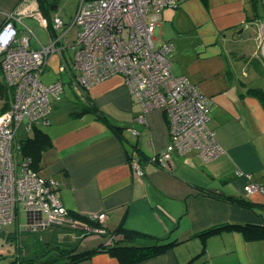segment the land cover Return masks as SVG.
Returning <instances> with one entry per match:
<instances>
[{
    "label": "crops",
    "instance_id": "obj_1",
    "mask_svg": "<svg viewBox=\"0 0 264 264\" xmlns=\"http://www.w3.org/2000/svg\"><path fill=\"white\" fill-rule=\"evenodd\" d=\"M41 3L0 0V27L14 12L20 15V36L28 35L25 18L32 16L27 14L28 5L35 4V11L50 23L44 27L48 42L57 40L52 19L60 0ZM157 37L175 43L173 72L186 76L210 98L208 125L224 153L210 160L197 151L174 153L165 166L154 161L170 139L165 112L143 113L121 76L90 90L79 87V71L66 55L75 41L67 35L66 41H57L43 78L60 79L65 85L62 96L70 88L77 100L69 121L57 122L52 110L48 126L41 127L52 146L43 153L37 171L58 181L61 200L77 226L37 231L42 235L39 253L56 247L88 249L106 241L99 233H110L122 223L153 238L138 243H175L164 253L134 264H264V238H247L236 229L210 233L211 228L227 224H264V203L258 202L262 193L249 195L244 190L246 175L264 184V102L250 90H264V0H176L160 16ZM32 38L31 45L39 48L41 44ZM93 93L109 97L133 114L132 123L106 114L125 128L121 135L92 111L83 116L72 113L85 108L83 100L98 106ZM124 119L129 120L128 115ZM132 157L141 159L145 176L135 174ZM233 198L254 205L240 206ZM100 213L106 218L98 226L83 220ZM20 214L13 222L19 224L15 232L4 231L9 239L22 233ZM26 230L31 231L28 224ZM77 264L121 263L103 251Z\"/></svg>",
    "mask_w": 264,
    "mask_h": 264
},
{
    "label": "built area",
    "instance_id": "obj_2",
    "mask_svg": "<svg viewBox=\"0 0 264 264\" xmlns=\"http://www.w3.org/2000/svg\"><path fill=\"white\" fill-rule=\"evenodd\" d=\"M175 1L81 0L70 24L58 15L53 17L59 36L39 48L31 45L34 35L30 29L28 35L20 36L19 14L6 16L0 27V81L12 90V99L9 108L0 113V232L15 222L19 205L27 214L31 231L77 226L61 200L58 181L42 177L29 159L19 156L16 140L20 127L31 133L36 127L48 126L52 102L62 96L65 85L60 79L46 82L44 72L57 50V41H66L75 27L74 65L79 71V87L90 90L121 76L143 113L165 112L170 139L154 161L165 166L174 153L197 151L206 160L224 153L208 125L210 98L186 76L173 72L175 43L157 37L160 16ZM35 10V4L28 5L27 14L38 17L43 27L48 26L47 18ZM133 132L137 135L136 130ZM130 165L137 176H145L139 158L132 157ZM246 177L245 192L250 195L259 191L264 196V184L253 182L250 175ZM105 218V213L90 215L92 221Z\"/></svg>",
    "mask_w": 264,
    "mask_h": 264
},
{
    "label": "trees",
    "instance_id": "obj_3",
    "mask_svg": "<svg viewBox=\"0 0 264 264\" xmlns=\"http://www.w3.org/2000/svg\"><path fill=\"white\" fill-rule=\"evenodd\" d=\"M38 1L42 4L41 2H44L45 0ZM250 90L255 96L259 97L264 102L263 89L252 87ZM0 97L3 100V105L0 108L1 113L9 108L10 100L12 99V90L4 84L3 81H0ZM92 104L91 111L95 113L97 118L108 121L112 129L121 135L125 128L112 123L108 116L94 102H92ZM72 113L79 114L80 112L79 110H73ZM18 146L19 156L21 155L23 158L29 159L33 169L38 170L42 155L52 146V141L47 132L36 127L27 138L19 140ZM233 199V201L240 206L250 207L254 205V203H251L249 200L244 198ZM83 220L87 223L90 221L96 226L99 225L98 221H92L90 216H85ZM221 227L222 228H211L210 233L221 230L236 229L241 231L247 238H264V224H227ZM102 236L106 237V241L100 242L97 245L85 250L56 247L51 252L47 249V251L45 250L43 253L25 259L24 262L13 259L10 264H77L80 261L90 258L96 253L103 251L116 256L121 264H134L158 256L175 244L174 242H163L160 240H156L157 242L154 240L150 244L138 243L139 239L148 238V240H151L153 238L128 230L122 223L114 231L102 234Z\"/></svg>",
    "mask_w": 264,
    "mask_h": 264
},
{
    "label": "rangeland",
    "instance_id": "obj_4",
    "mask_svg": "<svg viewBox=\"0 0 264 264\" xmlns=\"http://www.w3.org/2000/svg\"><path fill=\"white\" fill-rule=\"evenodd\" d=\"M81 0H60L59 3V11L56 13L59 18H61L66 24H70L73 20L74 14L76 12V9L78 8V5ZM25 22L28 26H25L26 28L30 29L34 35V39L38 44H41L40 46H48L50 43L48 42V32L47 30L40 24V21L38 17H29L25 18ZM77 30L78 28L75 27L72 30L68 32V37L71 39V41H75L77 37ZM32 38V39H33ZM72 43V42H71ZM57 51V50H56ZM55 51V52H56ZM54 54V53H53ZM74 54L75 49L70 46L68 50H66V55L69 57L70 61L73 63L74 61ZM120 80V83H122L121 78H117ZM0 80H2L0 76ZM78 90V89H77ZM93 99H96V102L100 109L107 115H109L112 119L119 120L118 117L121 119L119 121L122 122H133V114L129 111L123 110L120 108L113 100H111L109 97L92 94L91 95ZM76 96L73 94V92L70 90V88H66V94L64 96H61L60 98H57L53 100L52 102V110H53V117L55 120L59 123H66L69 121L71 113L70 110L74 106ZM85 104V108L81 109V112L77 114L76 116H83L87 113H90L91 106L88 102L82 101V103ZM3 104V100L0 97V106ZM128 115L129 120H125L124 116L126 117ZM123 119V120H122ZM19 132L17 134L16 140L24 139L28 137L30 134L27 132H23V127L19 128ZM262 198L258 200L260 203H264V196L261 195ZM19 211H20V217H21V227L19 230H22L20 234H17V237L9 239L4 235V231L9 234V232H15L17 229L16 225L19 224H10L7 226H4L3 230L0 232V264H10V262L13 259H17L18 261L24 262L25 259L31 258L34 255L40 254L39 253V244L41 240V234L38 232H31L26 230L27 225V216L26 213L23 211V208L21 205H19ZM90 224H93L89 221ZM87 231V229H86ZM100 237H103L102 235L98 234ZM42 241V240H41ZM54 250V248H52ZM50 252L52 250L48 249ZM47 251V249H46Z\"/></svg>",
    "mask_w": 264,
    "mask_h": 264
},
{
    "label": "water",
    "instance_id": "obj_5",
    "mask_svg": "<svg viewBox=\"0 0 264 264\" xmlns=\"http://www.w3.org/2000/svg\"><path fill=\"white\" fill-rule=\"evenodd\" d=\"M25 139V138H24ZM144 152L142 151L141 154H143Z\"/></svg>",
    "mask_w": 264,
    "mask_h": 264
},
{
    "label": "flooded vegetation",
    "instance_id": "obj_6",
    "mask_svg": "<svg viewBox=\"0 0 264 264\" xmlns=\"http://www.w3.org/2000/svg\"><path fill=\"white\" fill-rule=\"evenodd\" d=\"M45 251V250H44Z\"/></svg>",
    "mask_w": 264,
    "mask_h": 264
}]
</instances>
